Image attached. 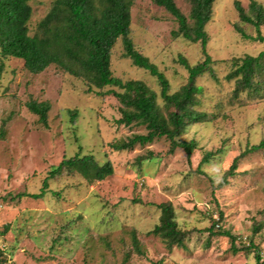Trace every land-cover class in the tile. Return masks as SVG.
I'll return each instance as SVG.
<instances>
[{"label": "rangeland", "instance_id": "obj_1", "mask_svg": "<svg viewBox=\"0 0 264 264\" xmlns=\"http://www.w3.org/2000/svg\"><path fill=\"white\" fill-rule=\"evenodd\" d=\"M56 0H31V36ZM264 7V0H255ZM189 19L190 0H175ZM245 12L251 0H216L208 34V55L217 79L197 80L203 94L198 111L213 118L187 127L179 142L196 141L188 157L182 149L170 152L166 139L130 151L117 152L112 144L146 134L142 126L118 125L119 100L89 92L88 84L56 66L39 75L22 60L4 59L0 79V264H257L251 244L264 262V150L246 153L264 141V71L255 90L234 96V81L226 76L235 60L257 57L264 43L246 40L237 31L256 37L252 25L240 20L234 3ZM130 38L135 49L158 67L170 83V93L187 83L179 63L203 61L200 43L174 38L175 19L152 0H136ZM189 25L193 22L189 19ZM264 36V26L261 28ZM111 70L123 82L143 81L158 95L155 78L124 56L121 40L112 50ZM116 91L105 88L102 92ZM31 100L48 102V127L27 108ZM159 104L164 108L163 102ZM75 114V115H74ZM209 164L198 168L205 154ZM92 156L100 165L110 161L114 175L93 184L67 171L49 182L40 200L20 197L39 194L52 168L64 159ZM238 169L228 184L218 185L233 161ZM57 194V195H55ZM173 206L185 247L168 249L147 233L159 224L158 205ZM229 232L227 237L210 236ZM8 232L4 235L5 228ZM138 241L139 250L134 243Z\"/></svg>", "mask_w": 264, "mask_h": 264}, {"label": "trees", "instance_id": "obj_2", "mask_svg": "<svg viewBox=\"0 0 264 264\" xmlns=\"http://www.w3.org/2000/svg\"><path fill=\"white\" fill-rule=\"evenodd\" d=\"M136 0H56L48 15L39 24V33L30 35L28 23L32 17L31 0H0V79L4 71V59H18L24 63V68L33 75H39L51 66H56L67 74L85 81L92 89L98 90L99 96L113 95L122 105L121 118L118 125L142 126L146 134H137L111 145L114 151H130L137 146L145 147L156 141L166 139L170 143V152L182 149L190 157L197 147L196 141L179 142L187 127L211 121L210 115L200 112L199 97L203 94L197 80L204 75L217 79L213 69L212 58L208 55L209 37L205 28L211 21L213 5L216 0H190L191 12L189 19L177 7L175 0H152V2L169 13L178 24V30L172 32L174 38H181L197 44L203 54V61L190 65L183 56L178 63L188 73L187 83L177 92L170 93L171 87L166 76L160 72L149 58L135 49L130 38L132 15L131 9ZM240 20L252 25L256 37L246 35L236 27V31L246 40L264 43L261 28L264 26V7L251 0L248 15L240 2L234 3ZM121 40L124 56L132 64L155 78L160 95L143 81L123 82L114 77L111 70L112 50ZM233 69L226 80L234 81V96L255 90L256 78L264 71V52L257 57L246 56L235 60ZM105 88H116V91L102 92ZM163 102L164 108L159 104ZM28 110L38 117L44 127H48V114L51 104L31 100L27 103ZM75 115V114H74ZM3 132L0 134V138ZM264 150V141L254 145L246 153H256ZM214 154L207 153L201 160L198 171L204 164H209ZM239 158H236L226 172L219 187L228 184V178L235 175ZM64 171L80 175L88 183L103 182L114 175V167L110 161L100 165L92 156H75L64 159L58 166L52 168L42 183L39 194H25L40 200L49 191V182L60 177ZM57 195V194H55ZM161 211L159 224L147 233L148 236L161 238L169 250L174 247H185V232L180 230L176 221L175 210L169 203L158 205ZM213 225L207 231L210 236L227 237L231 240V248L235 253L234 237L226 231L214 232ZM8 232L5 228L4 235ZM137 249L138 241L134 238ZM250 248L255 252L257 264L261 262L260 250L254 244ZM157 264H160L157 263Z\"/></svg>", "mask_w": 264, "mask_h": 264}]
</instances>
